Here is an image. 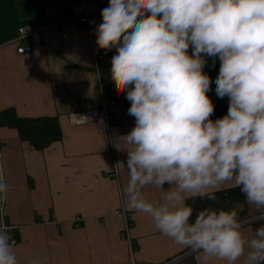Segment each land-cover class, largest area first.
I'll return each mask as SVG.
<instances>
[{"label": "clouds", "instance_id": "9594fccd", "mask_svg": "<svg viewBox=\"0 0 264 264\" xmlns=\"http://www.w3.org/2000/svg\"><path fill=\"white\" fill-rule=\"evenodd\" d=\"M101 17L95 42L115 49L111 79L134 118L117 146L127 154L117 174L127 170L128 209L150 216L198 264H264V0H109ZM206 57L219 60L215 93L229 99L215 120ZM225 184L239 188L255 214L242 217L237 203L193 219L187 201H216ZM147 186L163 192L161 203L145 198ZM7 193L0 176V201ZM9 232L0 221V264H18Z\"/></svg>", "mask_w": 264, "mask_h": 264}, {"label": "crops", "instance_id": "0c3cea01", "mask_svg": "<svg viewBox=\"0 0 264 264\" xmlns=\"http://www.w3.org/2000/svg\"><path fill=\"white\" fill-rule=\"evenodd\" d=\"M75 0H0V113L15 110L23 119L57 118L63 139L39 151L20 139L16 129L0 127V172L8 184L0 221L10 228L18 264H164L189 250L177 246L155 229L151 217L129 210L123 187L127 154L118 150L121 136L129 133L134 118L124 93L113 94L110 109L115 123L109 133L94 125L72 126L69 115L100 106L99 74L111 80L110 66L102 64L114 51L102 49L99 64L92 54L87 32L69 29V40L53 26L55 15L67 14ZM21 28L35 34L22 45L14 42ZM190 50L191 46H190ZM220 62L205 65L212 80L209 98L215 106L210 119L227 114L229 99L217 97L215 79ZM170 186L164 185L165 189ZM153 204L163 192L144 189ZM216 201L189 199L194 212L204 208L230 209L244 204L241 216L255 213L240 189L231 184L215 189ZM125 210L130 216V241L123 239ZM264 223V222H262ZM252 229L259 223L246 225ZM183 264H198L196 255ZM209 264H226L212 259ZM241 264V262H238Z\"/></svg>", "mask_w": 264, "mask_h": 264}, {"label": "built area", "instance_id": "2783aa9c", "mask_svg": "<svg viewBox=\"0 0 264 264\" xmlns=\"http://www.w3.org/2000/svg\"><path fill=\"white\" fill-rule=\"evenodd\" d=\"M109 0H75L70 11L64 15H55L53 26H57L60 30V38L62 40H69V29L75 28L78 31L87 32L90 39V47L92 54L99 64L103 61L102 49H98L96 44L95 29L102 22L101 10L107 7ZM35 33L28 28H21L14 42L20 43L18 48L19 54H25L29 51L22 43L32 37ZM4 42L0 39V48L5 46ZM99 87H100V106L95 109L86 110L83 112H74L69 115V122L72 126H85L94 125L98 131L109 133L113 124L115 123L114 116L110 109L114 107L117 102L109 96V93L104 88V80L99 74ZM0 176L3 177L0 172ZM5 201H0V213L4 214ZM118 216L125 221L126 232L123 239L130 241L129 230L131 228L130 216L125 210L119 212ZM3 224H5L3 222ZM12 246L17 244L16 240H11ZM190 249L179 254L178 256L170 259L164 264H183L191 257L195 256Z\"/></svg>", "mask_w": 264, "mask_h": 264}, {"label": "trees", "instance_id": "16d2710c", "mask_svg": "<svg viewBox=\"0 0 264 264\" xmlns=\"http://www.w3.org/2000/svg\"><path fill=\"white\" fill-rule=\"evenodd\" d=\"M191 52L189 48V55H191ZM205 59L207 61L206 65L213 60L211 57ZM104 88L111 96L118 94L117 87L112 79L104 80ZM0 127L16 129L22 141L28 142L39 151L63 139L57 118L23 119L18 117L13 109L0 113Z\"/></svg>", "mask_w": 264, "mask_h": 264}, {"label": "rangeland", "instance_id": "374dc122", "mask_svg": "<svg viewBox=\"0 0 264 264\" xmlns=\"http://www.w3.org/2000/svg\"><path fill=\"white\" fill-rule=\"evenodd\" d=\"M112 50L114 51V55H115L116 54L115 49H112ZM111 57L112 56L106 58V60L103 62V64H102L103 68H105V65H109L111 67V63H110Z\"/></svg>", "mask_w": 264, "mask_h": 264}]
</instances>
